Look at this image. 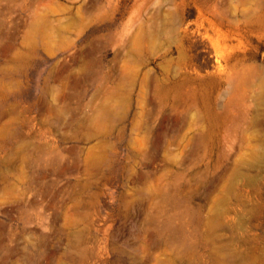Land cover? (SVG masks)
<instances>
[{
	"label": "rangeland",
	"instance_id": "obj_1",
	"mask_svg": "<svg viewBox=\"0 0 264 264\" xmlns=\"http://www.w3.org/2000/svg\"><path fill=\"white\" fill-rule=\"evenodd\" d=\"M0 264H264V0H0Z\"/></svg>",
	"mask_w": 264,
	"mask_h": 264
}]
</instances>
